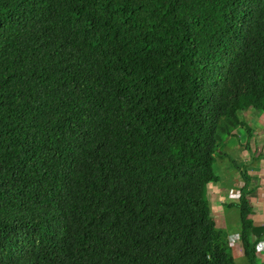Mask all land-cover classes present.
<instances>
[{"label":"trees","instance_id":"trees-1","mask_svg":"<svg viewBox=\"0 0 264 264\" xmlns=\"http://www.w3.org/2000/svg\"><path fill=\"white\" fill-rule=\"evenodd\" d=\"M249 110L264 0H0V264H236L208 193Z\"/></svg>","mask_w":264,"mask_h":264},{"label":"rangeland","instance_id":"rangeland-1","mask_svg":"<svg viewBox=\"0 0 264 264\" xmlns=\"http://www.w3.org/2000/svg\"><path fill=\"white\" fill-rule=\"evenodd\" d=\"M260 116L264 118V112L261 110H249L246 113L242 114L241 118L245 122V125H243L242 127L244 129H240L239 131L236 130L234 135L227 140L224 146H221L220 149H218L217 162L215 164V167L216 172L220 176V178L219 181L213 182L211 185L235 189L236 185L240 182V179L242 177L240 178L235 175V164L237 163L239 166L245 167V157L242 153L243 151L248 152L249 148H251V145L256 149V151H258V143L256 142V136H258V133L256 131L260 129V124H262L260 121ZM245 126L251 127L254 133L252 132V134L249 135L247 130L245 129L247 127ZM221 151H226V158H221L219 156V153ZM257 180L261 185L264 182L262 181L263 179ZM216 189L217 188L209 189V194L212 195L211 193H215L218 190ZM233 189H230L229 193H227L230 198L233 197L234 199H237L236 201L233 200L231 202V206L226 205L230 202L225 199L224 196L220 198V202L218 204L214 205L213 202H211V204L214 208V213L218 218V227L227 234L229 245L232 248V253L235 258L236 264H248V259L243 252L240 239V236L242 234V223L240 209L236 204L238 202L239 191ZM258 191L259 192L255 193V197H260V199L263 200V189H260ZM262 246V243L258 244L257 250L260 251V248Z\"/></svg>","mask_w":264,"mask_h":264},{"label":"crops","instance_id":"crops-1","mask_svg":"<svg viewBox=\"0 0 264 264\" xmlns=\"http://www.w3.org/2000/svg\"><path fill=\"white\" fill-rule=\"evenodd\" d=\"M261 123L260 124V129H258L256 132L258 133V136H256V142L258 143V151L251 145V148H249L248 152L243 151V156L245 157V167L239 166L237 163L235 164V175L238 177L241 176V171H246L248 170L249 177L251 178V186L253 188H256L255 192L251 195V200L253 203L254 207V221L257 226L264 227V198L262 197L263 200L260 199V197L256 198L255 193L259 192L258 190L263 189L264 191V182L261 185L258 183L257 179H263L264 181V118L260 116ZM250 140V139H249ZM255 142V143H256ZM254 145V144H253ZM250 146V145H249ZM245 184L244 180L241 178L240 182L236 185L235 189L233 188H225V187H219L217 185H210L209 189L217 188L215 193H209V197L212 200L213 204H218L220 201V198L224 196L225 199H227L230 203H227L226 205H230L234 199L233 197L230 198V196L227 194L229 193L230 189L240 191L241 187ZM210 191V190H209ZM229 196V198H228ZM219 197V198H218ZM257 200V201H256ZM223 206V205H222ZM214 211V208H213ZM264 237V236H263ZM259 244H263V246L260 248V252L262 253V264H264V238H262Z\"/></svg>","mask_w":264,"mask_h":264}]
</instances>
